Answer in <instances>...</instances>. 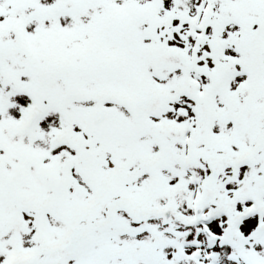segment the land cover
Wrapping results in <instances>:
<instances>
[{
	"label": "snow or ice",
	"instance_id": "snow-or-ice-1",
	"mask_svg": "<svg viewBox=\"0 0 264 264\" xmlns=\"http://www.w3.org/2000/svg\"><path fill=\"white\" fill-rule=\"evenodd\" d=\"M0 264H264V0H0Z\"/></svg>",
	"mask_w": 264,
	"mask_h": 264
}]
</instances>
